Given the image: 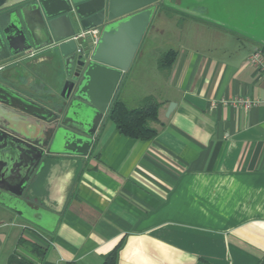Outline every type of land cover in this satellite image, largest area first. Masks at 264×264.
Here are the masks:
<instances>
[{
  "label": "crops",
  "instance_id": "crops-1",
  "mask_svg": "<svg viewBox=\"0 0 264 264\" xmlns=\"http://www.w3.org/2000/svg\"><path fill=\"white\" fill-rule=\"evenodd\" d=\"M259 40L264 0L161 2L113 96L159 100L157 134L125 136L106 112L86 156L45 153L26 178L27 157L0 150V184L27 179L23 197L39 211L32 221L0 205V264H101L119 242L116 264H264V76L246 60ZM28 54L1 58L0 81L56 109L49 64H25Z\"/></svg>",
  "mask_w": 264,
  "mask_h": 264
},
{
  "label": "water",
  "instance_id": "water-1",
  "mask_svg": "<svg viewBox=\"0 0 264 264\" xmlns=\"http://www.w3.org/2000/svg\"><path fill=\"white\" fill-rule=\"evenodd\" d=\"M161 2L167 0H11L4 5L17 7V12L11 14L10 28H0V59L25 51V64L44 57L52 74L48 83L59 97L56 109H46L0 81L4 157L24 155L33 171L45 153L86 156ZM96 26L100 34L95 44L89 36L73 39ZM78 44L82 51L76 53ZM40 49L36 55L31 52ZM174 107L170 102L166 115ZM26 180L0 184V205L34 221L39 211L23 197Z\"/></svg>",
  "mask_w": 264,
  "mask_h": 264
},
{
  "label": "trees",
  "instance_id": "trees-1",
  "mask_svg": "<svg viewBox=\"0 0 264 264\" xmlns=\"http://www.w3.org/2000/svg\"><path fill=\"white\" fill-rule=\"evenodd\" d=\"M264 51V46L261 47ZM176 52L172 49L162 53L158 58L160 68H169L174 62ZM160 102L154 96H145L136 106H129L119 98H114L107 111L108 117L114 123L116 129L123 135L134 139H151L157 134V129L152 123L158 121V108ZM119 242L111 251L106 253L101 264H116ZM31 248L39 250V247L28 244ZM44 251H40V256ZM13 259V258H12ZM18 264H29L25 258H20ZM65 264H76L72 261Z\"/></svg>",
  "mask_w": 264,
  "mask_h": 264
},
{
  "label": "built area",
  "instance_id": "built-area-1",
  "mask_svg": "<svg viewBox=\"0 0 264 264\" xmlns=\"http://www.w3.org/2000/svg\"><path fill=\"white\" fill-rule=\"evenodd\" d=\"M100 34V27L96 26V27H91L87 30L82 31L80 34H78L77 36H74L73 39L77 40L80 37H85V36H89L90 40L92 43H96V41L98 40ZM82 46L80 44H78L76 46V53L81 52L82 50ZM246 60L252 64L253 66L256 67L257 71L264 76V51L262 50L261 47L256 48L255 50H253L246 58ZM237 103L242 105V108L247 109L249 108L251 105L254 104L253 101L249 100V99H241L239 98L238 100H236ZM264 102V100H263Z\"/></svg>",
  "mask_w": 264,
  "mask_h": 264
},
{
  "label": "flooded vegetation",
  "instance_id": "flooded-vegetation-1",
  "mask_svg": "<svg viewBox=\"0 0 264 264\" xmlns=\"http://www.w3.org/2000/svg\"><path fill=\"white\" fill-rule=\"evenodd\" d=\"M32 168H33V167H32V164H30L28 174H27V175H24V178H26V177L29 176L30 172L32 171Z\"/></svg>",
  "mask_w": 264,
  "mask_h": 264
}]
</instances>
